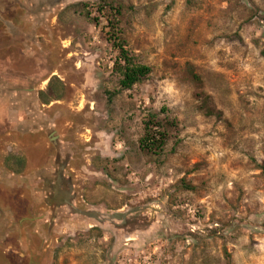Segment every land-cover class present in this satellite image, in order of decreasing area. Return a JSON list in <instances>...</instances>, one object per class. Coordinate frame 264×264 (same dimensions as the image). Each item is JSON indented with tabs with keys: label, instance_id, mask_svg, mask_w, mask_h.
Here are the masks:
<instances>
[{
	"label": "rangeland",
	"instance_id": "obj_1",
	"mask_svg": "<svg viewBox=\"0 0 264 264\" xmlns=\"http://www.w3.org/2000/svg\"><path fill=\"white\" fill-rule=\"evenodd\" d=\"M0 264H264V0H0Z\"/></svg>",
	"mask_w": 264,
	"mask_h": 264
},
{
	"label": "trees",
	"instance_id": "obj_2",
	"mask_svg": "<svg viewBox=\"0 0 264 264\" xmlns=\"http://www.w3.org/2000/svg\"><path fill=\"white\" fill-rule=\"evenodd\" d=\"M107 8L110 15L113 17L103 14L100 10H97V12L107 16L106 22L107 27H109L107 41L111 44L113 49L117 50L118 53L113 64V70L120 76V87L129 89L134 84L146 78L150 74L151 68L135 60V57L126 48L125 41L121 38L116 23L112 22L115 17L120 15L119 8H115L112 5H109ZM48 95L59 97L58 94H54L51 91L48 92ZM165 141L166 131L164 125L159 121H151L145 125L144 135L140 139L139 144L142 150L156 153L162 150Z\"/></svg>",
	"mask_w": 264,
	"mask_h": 264
},
{
	"label": "water",
	"instance_id": "obj_3",
	"mask_svg": "<svg viewBox=\"0 0 264 264\" xmlns=\"http://www.w3.org/2000/svg\"><path fill=\"white\" fill-rule=\"evenodd\" d=\"M51 140H52V142H54L55 144H57V142H56V138L53 136V133H52V135H51Z\"/></svg>",
	"mask_w": 264,
	"mask_h": 264
},
{
	"label": "flooded vegetation",
	"instance_id": "obj_4",
	"mask_svg": "<svg viewBox=\"0 0 264 264\" xmlns=\"http://www.w3.org/2000/svg\"><path fill=\"white\" fill-rule=\"evenodd\" d=\"M58 190H59V188H58L57 186H54V188H53L52 191H53L54 193H56Z\"/></svg>",
	"mask_w": 264,
	"mask_h": 264
}]
</instances>
